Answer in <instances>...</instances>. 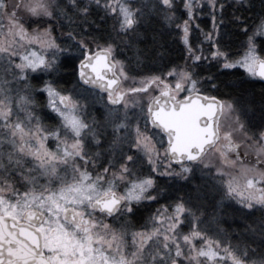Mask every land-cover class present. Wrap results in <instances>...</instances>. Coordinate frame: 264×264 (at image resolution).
<instances>
[{
  "label": "snow or ice",
  "instance_id": "obj_1",
  "mask_svg": "<svg viewBox=\"0 0 264 264\" xmlns=\"http://www.w3.org/2000/svg\"><path fill=\"white\" fill-rule=\"evenodd\" d=\"M0 264H264V0H0Z\"/></svg>",
  "mask_w": 264,
  "mask_h": 264
},
{
  "label": "trees",
  "instance_id": "obj_2",
  "mask_svg": "<svg viewBox=\"0 0 264 264\" xmlns=\"http://www.w3.org/2000/svg\"><path fill=\"white\" fill-rule=\"evenodd\" d=\"M168 40V45L172 49V59L176 63H181L182 60L180 59L179 56V49L180 45L177 43L173 44L171 38H166ZM151 46V36L149 35L145 40L141 41L138 45L139 48L144 49L146 47L150 48ZM243 76L244 80L246 81L244 84H240V78ZM236 84L238 85L235 88H227L224 89L221 93L225 98H228L229 96H240L242 93H244L246 90L248 93L251 92V84H255V91L258 93L260 91L261 87V82L260 81H252V82H247V77L244 76L243 71L239 70L237 73V76L230 78ZM70 87V85L68 86ZM247 98L251 99V96L249 95ZM40 99L43 101V97H40ZM258 100V97H257Z\"/></svg>",
  "mask_w": 264,
  "mask_h": 264
},
{
  "label": "rangeland",
  "instance_id": "obj_3",
  "mask_svg": "<svg viewBox=\"0 0 264 264\" xmlns=\"http://www.w3.org/2000/svg\"><path fill=\"white\" fill-rule=\"evenodd\" d=\"M132 56H133V52L125 50V52L122 55H120L118 58L125 59L126 57H132ZM43 99L45 98L43 97ZM81 103H86L89 106L88 110L92 112L94 115H99V113L103 111V102L98 100L96 97L88 96L86 100L81 99ZM158 206L159 205H153L151 211H154L155 207ZM147 215H148V210H145L144 216L146 217Z\"/></svg>",
  "mask_w": 264,
  "mask_h": 264
}]
</instances>
